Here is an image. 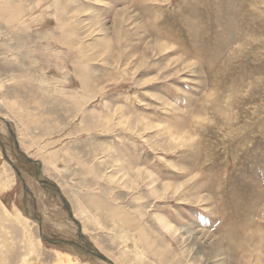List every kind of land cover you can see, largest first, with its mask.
Masks as SVG:
<instances>
[{
    "label": "rangeland",
    "instance_id": "1",
    "mask_svg": "<svg viewBox=\"0 0 264 264\" xmlns=\"http://www.w3.org/2000/svg\"><path fill=\"white\" fill-rule=\"evenodd\" d=\"M87 250L264 264V0H0V264Z\"/></svg>",
    "mask_w": 264,
    "mask_h": 264
},
{
    "label": "water",
    "instance_id": "2",
    "mask_svg": "<svg viewBox=\"0 0 264 264\" xmlns=\"http://www.w3.org/2000/svg\"><path fill=\"white\" fill-rule=\"evenodd\" d=\"M23 156H25V155H23ZM57 192L59 193V190H57ZM62 197V196H61ZM63 199V198H62ZM64 200V199H63ZM41 234H42V232H41ZM49 241H51V242H56V241H53V240H51V239H48ZM65 242H67V243H70V244H72L73 242H71V241H67V240H65ZM91 247H93L94 248V245L93 244H91ZM96 249V248H95ZM89 253H91V254H93L94 256H96L97 258H100V259H102V260H105L106 262H108L109 264H114V262L112 261V260H110V258H108V257H106L104 254H102V253H100L98 250H87Z\"/></svg>",
    "mask_w": 264,
    "mask_h": 264
},
{
    "label": "flooded vegetation",
    "instance_id": "3",
    "mask_svg": "<svg viewBox=\"0 0 264 264\" xmlns=\"http://www.w3.org/2000/svg\"><path fill=\"white\" fill-rule=\"evenodd\" d=\"M13 167H14V169L16 170L17 175H18L21 179H23V177L21 176L20 171L18 170V168H17L15 165H14ZM24 183H25V182H24Z\"/></svg>",
    "mask_w": 264,
    "mask_h": 264
},
{
    "label": "bare ground",
    "instance_id": "4",
    "mask_svg": "<svg viewBox=\"0 0 264 264\" xmlns=\"http://www.w3.org/2000/svg\"><path fill=\"white\" fill-rule=\"evenodd\" d=\"M215 16V15H214ZM220 19V18H219ZM212 23H214V22H212ZM217 25L219 24V23H216ZM217 51V50H216ZM217 52H220V51H217ZM214 52H213V56H214ZM215 57V56H214ZM215 59V58H214ZM74 245V244H73Z\"/></svg>",
    "mask_w": 264,
    "mask_h": 264
}]
</instances>
